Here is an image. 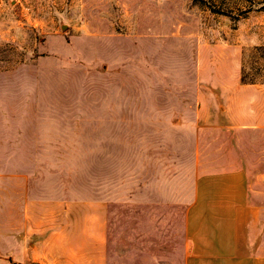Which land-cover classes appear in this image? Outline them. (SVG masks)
<instances>
[{
	"label": "rangeland",
	"instance_id": "rangeland-1",
	"mask_svg": "<svg viewBox=\"0 0 264 264\" xmlns=\"http://www.w3.org/2000/svg\"><path fill=\"white\" fill-rule=\"evenodd\" d=\"M263 111L264 0H0V264H184L236 171L264 227Z\"/></svg>",
	"mask_w": 264,
	"mask_h": 264
},
{
	"label": "crops",
	"instance_id": "crops-1",
	"mask_svg": "<svg viewBox=\"0 0 264 264\" xmlns=\"http://www.w3.org/2000/svg\"><path fill=\"white\" fill-rule=\"evenodd\" d=\"M261 117L248 125L264 126ZM262 208L252 200L243 171L214 175L197 184L186 212L184 264H264ZM75 240H86L82 244L88 247L104 244L103 235L94 231L78 233ZM73 247L68 250L80 249Z\"/></svg>",
	"mask_w": 264,
	"mask_h": 264
},
{
	"label": "water",
	"instance_id": "water-1",
	"mask_svg": "<svg viewBox=\"0 0 264 264\" xmlns=\"http://www.w3.org/2000/svg\"><path fill=\"white\" fill-rule=\"evenodd\" d=\"M62 29H65V27L63 26V28Z\"/></svg>",
	"mask_w": 264,
	"mask_h": 264
}]
</instances>
